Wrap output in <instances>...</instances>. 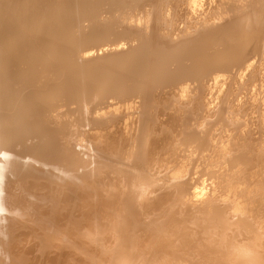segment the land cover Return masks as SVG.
<instances>
[{
	"label": "bare ground",
	"instance_id": "obj_1",
	"mask_svg": "<svg viewBox=\"0 0 264 264\" xmlns=\"http://www.w3.org/2000/svg\"><path fill=\"white\" fill-rule=\"evenodd\" d=\"M0 264H264V0H0Z\"/></svg>",
	"mask_w": 264,
	"mask_h": 264
}]
</instances>
